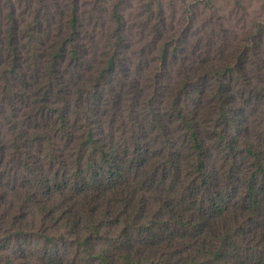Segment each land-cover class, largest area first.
<instances>
[{"label":"trees","instance_id":"obj_1","mask_svg":"<svg viewBox=\"0 0 264 264\" xmlns=\"http://www.w3.org/2000/svg\"><path fill=\"white\" fill-rule=\"evenodd\" d=\"M114 15L117 39L95 76L82 69L90 62L77 12L43 45L22 41L15 14L0 31V124L11 133L0 131V264H264V130L241 138L247 104L226 80L236 68L207 69L217 104L203 113L180 88L164 107L155 97L104 123L93 98L123 60L124 19ZM241 63L264 103V78ZM215 150L234 174L228 183Z\"/></svg>","mask_w":264,"mask_h":264},{"label":"rangeland","instance_id":"obj_2","mask_svg":"<svg viewBox=\"0 0 264 264\" xmlns=\"http://www.w3.org/2000/svg\"><path fill=\"white\" fill-rule=\"evenodd\" d=\"M116 9L124 19L120 51L123 60L109 71L106 80L110 84L105 85L104 95L99 100L93 98L100 106L97 110L104 123L118 120L114 115L118 109L128 116L134 105L141 111L140 106L155 97L157 104L164 107L180 88L184 103L197 108L198 114L203 113L217 104L215 79L208 77L207 69L232 65L236 69L226 80L235 94L246 101L250 126L241 138L245 141L256 135L261 139L264 103L246 88V77L239 68L246 57V72L256 80L264 78V0H0V34L7 32L10 15L15 14L22 41L30 38L40 45L47 44L68 32L77 12L81 40L90 62L82 69L85 75L95 76L101 65H107L117 39ZM3 41L0 40V73L8 59ZM193 75L196 77L192 80ZM193 92L203 101L196 104ZM1 106L6 114L10 113L7 103ZM206 120L212 129V119ZM6 125L0 124L1 137L10 138ZM223 155L215 150L213 165L228 183L233 172ZM234 196L235 203L240 201L239 195ZM54 198L59 201V197ZM29 248L37 252L35 244Z\"/></svg>","mask_w":264,"mask_h":264}]
</instances>
